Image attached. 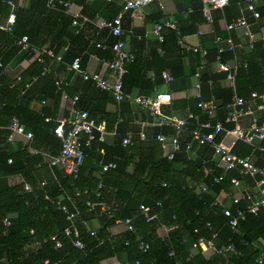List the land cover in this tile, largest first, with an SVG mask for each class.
Masks as SVG:
<instances>
[{"label":"trees","instance_id":"obj_1","mask_svg":"<svg viewBox=\"0 0 264 264\" xmlns=\"http://www.w3.org/2000/svg\"><path fill=\"white\" fill-rule=\"evenodd\" d=\"M46 7V0H44V12L48 10ZM64 19L69 25L72 23L71 17ZM78 32L77 30L64 32L62 36L64 42L61 45H65L67 40L71 41L73 36L78 35ZM25 34L31 47L42 46L32 43L28 32H23L21 36ZM61 45L57 48L50 45L47 47L57 53ZM218 45L223 44L217 43L212 51L208 50L206 53V56L210 55L214 61L218 55L216 51ZM224 48L226 49V46ZM97 49L100 50L98 54L101 58H112V52L109 49L101 47ZM229 53L226 50L219 54L221 62L228 59ZM75 58V54H69V63ZM135 61L128 64L122 82L125 93L132 96H134L131 93L134 79L132 67ZM48 62V58H45L43 64L38 62L39 74L42 68H47ZM243 68L246 67L239 64L237 72ZM43 73V76L50 74L48 68ZM141 74L140 76L144 77V73ZM198 74L201 89L202 83L205 84L211 75L202 74V76L200 72ZM221 74L226 78V72L221 71ZM236 75L234 89L226 88L221 101L218 96H215L217 106L215 112L221 113L219 118L226 127L231 126V123L227 125V122H224L227 113L226 104L234 94L238 95ZM55 81L56 79L50 77V83L56 91ZM84 81L95 86V91L102 95L105 102L114 101L110 92L97 87L91 80ZM154 84H162L160 73L155 75L150 85ZM150 85L143 91H148ZM62 91L70 95L67 91L61 90L60 92ZM199 94L200 97H195L188 106L189 110L195 114L201 113L197 103L200 100H208L206 99L208 97L202 96L201 90ZM75 96H78L75 108L86 110L96 122H104L96 117L93 108L81 104L84 99L79 94ZM127 103H129L128 100L117 103V113L112 117L115 123L118 121L117 126L120 124L119 121L125 109L122 105H127ZM170 104L171 102L163 106V112L173 115ZM165 106L168 108L164 109ZM13 115L20 117L23 122L24 116L17 109L0 108V264H46L45 261H48L47 264L55 262L58 264H101L103 260L110 257H115L120 264H137L136 262L138 264H225L220 256H207L201 252L200 247H194L200 237L210 238L212 231L217 232V237L213 239L216 246L227 243L234 245L236 253L230 254L229 257L235 264H254L255 259L261 253L262 248L254 243L259 237L264 238V210L259 211L257 215L246 214L243 220H238L235 229L228 225L223 208L217 202V195L220 190H227L231 177L240 175L236 170H230L225 173L221 181L214 182L213 177L222 172V167L217 166L212 159L213 149L208 144H197L198 150L206 151L208 154L191 158L189 150L184 147L187 138L183 136L180 149L174 153L172 158H168L162 154V146L156 136L159 133L173 134L171 126L154 125L143 128L145 137L142 139L138 136L140 128L129 133L116 129L111 141L112 155L105 158L106 161H102L105 163L112 161L116 164L115 167L103 171L100 165L99 177L86 176L84 171L90 164L84 158L78 173L74 176L64 173L57 166H49L47 161L45 163L43 152L56 156L60 150L61 141L53 133L57 119L51 122L52 119L47 120L44 113L43 125H39L43 126V136L36 129L31 128L33 136L24 144L23 156L21 154L15 161L14 152L6 149L7 127ZM194 127L195 122L191 121L187 130L190 132ZM126 135H130V143L123 145L122 139ZM220 137L218 135L216 139ZM39 141L43 144L38 145ZM104 141L105 138L103 141L94 140L90 147H84V152L90 148H98V151L103 148L105 150L108 146ZM94 142H98L97 145ZM133 146L139 147V150L134 152ZM29 148H35L38 151L31 153ZM250 150V147L242 141H235L232 147V153L238 156H245L250 153ZM132 151L135 155L134 161L130 157ZM256 153L258 157L263 155L260 151ZM149 154L156 155L150 157ZM9 158H11L10 163ZM99 158L96 162L101 160ZM204 166L209 168L208 172L204 171ZM41 173L43 176L40 175ZM12 174H20L27 183L28 180L31 181L30 176L32 180H36L34 184H30L32 191L24 190L23 181L18 184H9L8 177ZM42 180H45L46 184L40 186ZM99 182L101 186L98 188ZM200 183L206 187L205 191L196 186ZM96 193H99V196H96ZM46 195L49 199L45 198ZM67 197L71 198V202ZM58 199L70 208H73L72 204L77 208L78 215L74 220L80 232L79 238L84 244L81 249L72 244L70 237L63 235V229L68 225V221L65 219V214L52 202ZM89 200L95 203L104 202L108 212H101L98 205L92 210L89 209L86 205V201ZM140 205H146L149 208L148 214L155 217L147 220L139 208ZM244 206L245 203L240 200L238 204H232L230 208L234 210L236 207L243 208ZM4 218L10 221L8 226L4 225ZM93 218L98 222L97 228H93L90 223L94 220ZM127 218L130 219L133 230L126 229L122 233L112 235L109 228L117 220ZM206 222L211 223V229L205 226ZM161 226L168 229L165 237L158 235L157 229ZM90 231H95V234L91 235ZM52 234L59 235L62 242L61 247L55 248L54 243L49 240ZM141 243L148 245L145 251L140 248ZM34 244H38V248L28 252L27 247Z\"/></svg>","mask_w":264,"mask_h":264},{"label":"crops","instance_id":"obj_2","mask_svg":"<svg viewBox=\"0 0 264 264\" xmlns=\"http://www.w3.org/2000/svg\"><path fill=\"white\" fill-rule=\"evenodd\" d=\"M12 1L14 3L13 11L16 14L15 24L10 33L0 31V108L17 109L24 116L23 123L26 129L28 131H31V128L36 129L43 136V126H39L43 125V113L46 118L52 119L51 122H54V119L71 116V105L68 100L63 98L65 92L62 91L61 93L60 91H67L70 94L69 97L79 94L84 99L81 104L93 108L96 117L101 118L106 123L108 130L104 141L108 147L105 150L103 148V151L100 152L98 148H90L85 152L86 162L90 166L85 169L84 174L99 177L101 173L100 165L105 163L102 161L113 152L111 141L114 134H112V131L117 129L129 133L137 128L144 130L148 126H153L151 123L154 121L153 117L146 113V110L129 101L127 105H122L125 109H123L120 124L117 126L118 121L115 123L112 117L116 115L119 103L117 104L113 100L105 102L102 95L95 91V86L89 84L88 81H84L83 78L82 80L68 66L70 64L69 54H75L86 71L99 72L105 78L110 77L111 73L105 61L112 60L113 56L111 59L101 58L98 54L100 50L97 49L101 46H97V44L100 42L109 45L117 38L110 34L109 29L99 27L97 22L113 20L121 11V4L117 0H74L66 8L58 3L55 8H51L46 0L48 10L44 12V0ZM254 3L260 13L258 18H254L249 11L244 9L245 0H229L223 9H212L210 21H207L203 14L201 0H153L144 8L142 17L125 13L122 18V33L119 39L123 41L125 50L134 56L132 61L136 60L132 67L134 79L131 93L133 95H154L156 91L170 93L171 111L173 115L180 118H186L188 113L191 112L188 106L191 101H194L195 97L197 98V90L198 92L201 90L202 96L204 98L208 97L206 98L208 100L213 99L215 102V96H218L221 101L224 97L223 91L228 87L232 89L234 87L229 84L227 77L225 78L221 74L219 69L220 58L214 61L210 55L206 56L207 51H212L215 45L220 42L223 45H218L216 51L222 47L223 51L221 53L226 52V50L231 53H229L225 63L237 65L235 75L239 64L246 67L239 70L236 75V92L243 98L245 97L251 111L250 114L240 119L241 125L243 127L248 126L252 115L264 120V110L257 108L260 100L253 99L249 95L253 91L264 93V0H254ZM9 9L10 7L5 3V0H0V20H4ZM77 13L89 18L90 22L84 24H73L72 22L69 25L64 18L71 17L73 20V15ZM240 15L246 17L248 28L253 34L251 43L242 27H236L231 31L227 30V24ZM166 20L174 22L175 28H162L161 33L164 39L160 42L154 32V24ZM70 30L79 31L78 35L73 36L71 41L67 40L68 43L65 42V45L62 46L61 44L64 42L62 36L64 32ZM23 32L29 33L30 41L34 44L46 47L50 45L56 48L61 45L57 50V54L64 56V58L61 60L49 59L47 65L49 75L43 76L44 73H38L40 67L35 57L29 49H23L18 43V39ZM217 38H219L218 42ZM228 38L233 41V50L227 49ZM95 43L96 46H94ZM66 45L68 47L64 49ZM194 48L200 50L196 52L193 51ZM159 49H161V52ZM202 50H206V53H203ZM131 62L126 64V68ZM164 72L171 75L173 80L165 81L162 77ZM197 72H200L201 75H211L205 84L202 83L201 89H196L194 86L197 80L198 82L200 80L199 77L196 78L195 76ZM141 73H144V77L140 76ZM157 73H160L162 84L150 85ZM18 76L20 79H17ZM50 77L59 81V85L55 84L57 86L56 91L53 90ZM26 83L29 84L28 87L25 86ZM148 84L151 86L149 90L143 91L144 88L149 87ZM167 108L168 106L164 107V109ZM196 115H198L199 121L212 122L216 120L215 122H221L224 125L219 118L221 113L215 112L214 115L209 116L201 109V113ZM224 122L226 123V120ZM226 124L230 125L228 122ZM232 126L231 123L230 127H225L231 129ZM187 129L188 126L183 129L180 137L181 141L183 136L187 138L186 141L190 139V133ZM28 141L24 136L17 135L12 142H8L6 149L14 152L13 158L16 159L15 161L19 159L21 154L23 156V146ZM221 141L226 145H230L233 136L225 134L222 136ZM261 142L257 140L256 144L262 145ZM37 143L38 145L43 144L41 141ZM97 143L94 142L95 145ZM195 144L193 143L192 148L189 150L191 158L208 154L206 151L198 150V145ZM29 149L31 153L38 151L35 148ZM250 149V153L245 156H249L255 165L264 166V152L257 147H250ZM133 150L136 152L139 147L135 146ZM256 151H260L263 155L258 157ZM162 154L165 155L163 147ZM43 155L45 156V163L46 161L49 162L50 155L45 152H43ZM155 155L149 154L150 157ZM130 157L134 161L133 151L130 153ZM98 158L101 160L96 162ZM212 159L217 166L221 167L214 153ZM202 163L205 164L204 161ZM129 164H131V161H129ZM208 170L209 168L204 166V171L208 172ZM235 170L240 175L237 177L240 181L239 185L232 186L230 184L227 190H220L217 195V201L229 207L233 204L229 195L232 198L239 197L245 205L247 194L252 197L260 196L258 176L241 174L237 169ZM30 180H28V184H34L36 181L32 180L31 176ZM22 181L24 180L20 174H12L8 177L9 184H18ZM201 185V183L196 184L199 188ZM90 223L93 228H97L98 222L96 219ZM125 230V225L117 221L109 228L112 235L122 233ZM157 232L160 237H165L168 229L161 226L157 229ZM263 241L264 238L259 237L254 244L262 248ZM37 248L38 244H34L27 247L26 250L32 252ZM207 254V256H210V253ZM117 262L115 257H110L103 260L101 264H117Z\"/></svg>","mask_w":264,"mask_h":264},{"label":"built area","instance_id":"obj_3","mask_svg":"<svg viewBox=\"0 0 264 264\" xmlns=\"http://www.w3.org/2000/svg\"><path fill=\"white\" fill-rule=\"evenodd\" d=\"M74 0H47V4L51 8H55L57 3L62 7L66 8ZM112 1V0H108ZM121 4V11L113 18L111 21H98L97 25L99 27H104L109 29L110 34L117 38L113 43L106 45L103 43H98L97 46L103 48H109L112 52L113 59L106 60L105 64L110 70V77L105 78L99 72H88L80 64L78 58H75L68 66L72 69L75 74L79 75L85 80L93 81L96 86L106 90L111 93L116 103H119L122 100H128L139 106L148 112V114L153 117V122L151 125H165L171 126L173 128V134L166 135L164 133H159L156 136V139L161 143V146L165 149V155L168 158H172L174 153L178 151L181 147V133L185 127L189 125L191 121L195 122V127L190 130V139L184 142V147L186 150L192 148L193 143L198 145L208 144L212 149L214 155L218 158L219 165L222 167V172L213 177L214 182H219L224 178L226 172L230 170L237 169L239 173H243L250 176H258V185L260 186V196L252 197L248 194L245 199L247 200L246 205L243 208L236 207L232 210L229 206L224 205L223 203H218L223 208V214L227 218L228 225L235 229L238 223V220H243L246 214L257 215L259 211L264 210V166L255 165L249 156H238L232 153V145L235 141H242L247 146L257 147L260 151L264 152V120L257 118L252 115L250 123L248 126L243 127L240 123V119L250 114V108L247 105V100L243 97H240L236 94L232 96L230 101L226 104V122L232 123V128L227 129L221 122L212 123L210 121H199V117L196 114L188 113L186 118L176 117L175 115H169L163 112V106L171 102V95L165 91H156L154 95H130L125 93L123 90V77L127 72L126 64L131 62L134 56L125 50L124 43L119 39L122 33V18L125 13L131 15H138L139 17L143 16L144 8L151 3L153 0H117ZM202 2V11L207 19L211 20V10L212 9H223L229 2V0H201ZM246 5L245 10L249 11L254 18L260 16L259 11L256 8L254 0H245ZM5 3L10 7L4 20H0V31L5 33H10L13 29V26L16 21V14L13 11V1L5 0ZM73 24H84L90 22V19L82 14L73 15ZM227 30L231 31L236 27H242L245 34L249 37V42H252V32L248 28V22L244 15H240L238 18L227 24ZM162 28H175V24L172 21H162L156 22L154 24V32L157 34V37L160 42L163 41V35L161 33ZM217 42L219 38L216 39ZM18 43L23 49L31 50L35 60L41 64L45 62V58L61 60L62 56L55 53L52 49L41 46V47H31L28 41L27 35H22L18 39ZM68 45L64 47L66 49ZM227 49L233 50L234 45L231 38L227 40ZM200 49L194 48L193 51H199ZM161 52V49H159ZM223 51V48H218V55L216 59H219V54ZM203 53H206V50H202ZM237 65H229L228 63L221 62L219 63V69L227 73L226 77L229 81V84L234 87V76ZM46 67L42 68L43 71H46ZM196 78L199 77L198 72L196 73ZM162 77L165 81H172V76L167 73H162ZM17 79H20L18 76ZM56 85H59V81H55ZM28 83L25 84L28 87ZM195 88H199V82L195 83ZM196 96L199 98L200 94L197 90ZM250 96L253 99H258L260 102L257 104L258 109L264 110V93H258L253 91ZM63 98L68 100L71 105V116L68 118L57 119L56 126L53 129V133L61 141V147L56 156L49 157V166H57L63 170L66 174L76 175L81 167L84 158L85 152L84 147H90L94 140L103 141L105 134H107V127L105 122H96L92 117L89 116L86 110H80L75 108V104L78 100V96L69 97L66 93H63ZM197 107L202 109L207 115L212 116L216 111V103L213 99L210 100H200L197 103ZM48 120V118H47ZM8 134L6 137L7 142H12L17 135L24 136L27 140H30L33 136L31 131L26 130L25 124L21 121L20 117L13 115L11 117L10 123L7 127ZM112 134H115V131H112ZM225 134H230L233 136V141L230 145H226L221 141V138ZM220 135V139L216 137ZM145 137V130L139 131V138L142 139ZM262 141V145L256 144V141ZM130 143V135H126L122 139V144L126 145ZM258 145V146H257ZM100 152L103 150L100 149ZM8 162H11V158L8 159ZM115 163L110 161L107 163H101L102 170L106 171L110 168L115 167ZM209 171V170H208ZM24 182V181H23ZM239 179L235 176L230 178V184L232 186L239 185ZM46 184L45 180L40 182V186ZM101 186V182L98 183V188ZM202 191L206 190V187L200 186ZM24 190L32 191L30 184L24 182ZM78 194V193H76ZM96 196H99V193H96ZM46 199L49 197L46 195ZM230 200L233 204H238L240 198H232L229 195ZM71 202V198L67 197ZM52 202L57 205V207L65 214V219L68 221V225L63 229V235L70 237L72 244L77 248H83L84 244L79 238V229L75 224V217L78 215L77 208L72 204L73 208H70L66 204L61 203L58 200H52ZM73 203V201H72ZM86 205L89 209H94L98 205L100 211L107 213V206L104 202L95 203L93 201H86ZM140 210L144 213V216L147 220L153 219L154 215H149V208L146 205H140ZM125 225L126 229L133 230L130 219L117 220ZM5 226L10 224V221L7 218L3 219ZM205 226L208 229H211V223L206 222ZM91 235L95 234V231H90ZM217 237V232L212 231L210 238L204 239L200 237L194 247H200L201 252L208 255H218L222 258L225 264H235L230 260V254L236 253V249L232 243L222 244L221 246H216L214 238ZM49 240L54 243L55 248L61 247V240L58 234H52L49 237ZM140 248L145 251L148 248L147 244L141 243ZM47 264L48 261H45ZM138 264V262H136ZM53 264H58L57 262ZM117 264H120L117 262ZM254 264H264V241L262 244V250L259 256L255 259Z\"/></svg>","mask_w":264,"mask_h":264}]
</instances>
